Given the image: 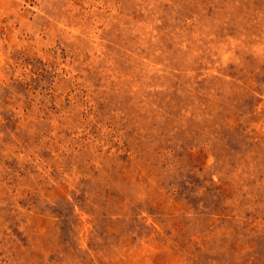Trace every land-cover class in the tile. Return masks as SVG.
<instances>
[{"label":"rangeland","instance_id":"rangeland-1","mask_svg":"<svg viewBox=\"0 0 264 264\" xmlns=\"http://www.w3.org/2000/svg\"><path fill=\"white\" fill-rule=\"evenodd\" d=\"M0 264H264V0H0Z\"/></svg>","mask_w":264,"mask_h":264}]
</instances>
